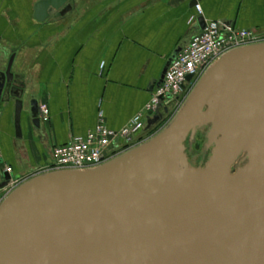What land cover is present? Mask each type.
Returning a JSON list of instances; mask_svg holds the SVG:
<instances>
[{
	"label": "water",
	"instance_id": "1",
	"mask_svg": "<svg viewBox=\"0 0 264 264\" xmlns=\"http://www.w3.org/2000/svg\"><path fill=\"white\" fill-rule=\"evenodd\" d=\"M51 10L64 16L72 6L40 0L34 17L45 22ZM197 21L204 29L205 18ZM14 61L0 69V106L15 102L19 136L25 112L36 129L42 120L38 100L15 85ZM168 112L160 101L145 130ZM200 132L210 154L195 166L187 143ZM18 178L4 172L0 189ZM0 264H264V42L223 55L144 144L95 169L51 171L17 187L0 204Z\"/></svg>",
	"mask_w": 264,
	"mask_h": 264
},
{
	"label": "crops",
	"instance_id": "2",
	"mask_svg": "<svg viewBox=\"0 0 264 264\" xmlns=\"http://www.w3.org/2000/svg\"><path fill=\"white\" fill-rule=\"evenodd\" d=\"M38 1L0 0V69L15 54L25 99L34 96L50 113L36 129L25 112L18 136L15 102L1 104L0 184L7 166L26 179L50 167L53 149L87 135L100 115L111 130L127 126L174 52L200 32L190 23L195 0H67L72 10H51L45 22L34 17ZM197 1L206 21L264 34V0Z\"/></svg>",
	"mask_w": 264,
	"mask_h": 264
},
{
	"label": "built area",
	"instance_id": "3",
	"mask_svg": "<svg viewBox=\"0 0 264 264\" xmlns=\"http://www.w3.org/2000/svg\"><path fill=\"white\" fill-rule=\"evenodd\" d=\"M195 8L197 14L192 16L190 23H197V18L203 15L201 5L197 4ZM262 42H264V34L234 29L218 21H206L205 28L195 34L190 43L182 47L169 67L161 87L155 90L151 102L143 113L118 131L109 129L104 117L100 115L96 127L87 135L72 137L67 144L56 146L52 151L53 164L40 170L35 176L51 171L95 169L144 144L174 119L208 69L223 55ZM188 76H192L189 82L186 81ZM160 101H163L164 106L169 107V112L161 121V123L165 121L163 124L166 126L158 128L157 124L153 127L156 128L154 133L138 138L140 132L147 131L146 120L156 112ZM49 116L48 107L40 105L42 122H47ZM5 172L11 174L12 168L5 167ZM29 179L12 180L6 187L0 189V204Z\"/></svg>",
	"mask_w": 264,
	"mask_h": 264
},
{
	"label": "rangeland",
	"instance_id": "4",
	"mask_svg": "<svg viewBox=\"0 0 264 264\" xmlns=\"http://www.w3.org/2000/svg\"><path fill=\"white\" fill-rule=\"evenodd\" d=\"M7 60H9L10 59V56L9 57H7L6 58ZM155 92V91H154ZM152 100V99H151ZM151 102V101H150ZM149 102V103H150ZM148 103V104H149ZM163 123H165V121H163L162 123L161 122H159L158 123V128L159 127H161V128H163V127H165L166 125L165 124H163ZM160 128V129H161ZM154 130H156V128H151V129H149V130H147V131H144V132H140L139 134H138V138L139 137H145V136H147L148 134H151L152 132L154 133ZM204 143H205V139H204V134L203 133H198L197 134V136H196V140H195V143L192 145V146H189V144L187 143V154H188V149L190 148V147H192L193 149H194V151L195 152H201L202 150L205 152V150H204ZM210 152V151H209ZM209 152H207V153H209ZM206 154V153H205Z\"/></svg>",
	"mask_w": 264,
	"mask_h": 264
},
{
	"label": "flooded vegetation",
	"instance_id": "5",
	"mask_svg": "<svg viewBox=\"0 0 264 264\" xmlns=\"http://www.w3.org/2000/svg\"><path fill=\"white\" fill-rule=\"evenodd\" d=\"M15 85L16 86L21 85V80H17V83ZM183 88L185 89L186 86H184ZM209 154H210V152L205 154V152L203 150L201 152H195L192 147H190L188 149V156H189L190 160L195 164V166H204V164L206 163V161L208 159Z\"/></svg>",
	"mask_w": 264,
	"mask_h": 264
},
{
	"label": "bare ground",
	"instance_id": "6",
	"mask_svg": "<svg viewBox=\"0 0 264 264\" xmlns=\"http://www.w3.org/2000/svg\"><path fill=\"white\" fill-rule=\"evenodd\" d=\"M168 107V106H167Z\"/></svg>",
	"mask_w": 264,
	"mask_h": 264
}]
</instances>
